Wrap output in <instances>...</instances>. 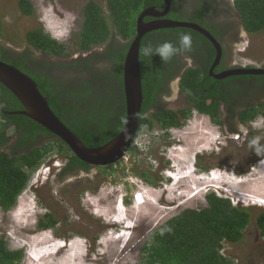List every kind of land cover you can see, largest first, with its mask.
<instances>
[{
  "label": "rangeland",
  "instance_id": "1",
  "mask_svg": "<svg viewBox=\"0 0 264 264\" xmlns=\"http://www.w3.org/2000/svg\"><path fill=\"white\" fill-rule=\"evenodd\" d=\"M87 1L32 0L35 14L25 16L19 0H0V44L22 52L29 47L26 33L43 28L71 48V58H78L75 46ZM95 1L106 8V0ZM241 35L237 43L223 40L225 64L264 67V30ZM33 52L37 59H55ZM96 66L106 70L110 63L103 59ZM257 79L264 81V76ZM175 81L163 95L164 105L187 107ZM234 92L246 94L239 105L264 100L257 85L238 86ZM226 111L218 125L193 110L169 135L157 125L152 130L143 126L146 134L136 141L138 150L107 170L93 167L61 179L66 156L54 152L32 175L16 206L9 211L0 207V237L10 249L23 250L20 264H144L143 246L152 232L184 209L206 206V195L214 191L252 212L243 240L225 241L223 254L230 264H264V237L256 222L264 211V116L243 124ZM47 212L58 223L40 229Z\"/></svg>",
  "mask_w": 264,
  "mask_h": 264
},
{
  "label": "trees",
  "instance_id": "2",
  "mask_svg": "<svg viewBox=\"0 0 264 264\" xmlns=\"http://www.w3.org/2000/svg\"><path fill=\"white\" fill-rule=\"evenodd\" d=\"M176 2L174 0V5ZM18 5L25 16L35 14L32 0H19ZM163 5V0H106L104 8L97 1L88 0L77 34L75 47L81 54L78 58H71L72 51L66 43L52 37L43 28H36L26 33L29 47L22 52L0 44V59L30 75L41 93L49 98L55 114L86 146L98 147L113 139L125 122L123 66L130 40L136 35L137 17L146 7L161 9ZM235 6L247 32L253 34L264 30V0H235ZM171 15L180 19L189 16L185 14L182 18L175 11ZM2 32L3 20L0 18V36ZM185 32L194 34L201 43L209 44L194 30L170 28L146 34L141 49L148 43L155 47L165 40L176 44L178 35ZM193 44L195 50V40ZM99 47H102L101 51H97ZM210 48L213 59L215 52L212 46ZM33 50L55 59H37ZM103 59L110 63V67L99 70L96 63ZM140 66L144 101L138 133L144 124H148L149 130L157 125L166 132L172 127H182L193 110L209 115L218 125L223 123L219 100L223 81L210 77L205 66H191L181 74L180 94L187 107L162 108L154 112L153 119L148 117V109L159 107L160 94L167 92L169 79L182 69L183 62L180 55L163 63L158 55L148 58L140 53ZM62 69L66 74L63 78L54 73ZM222 98L228 100L227 94L224 93ZM229 104L232 106L233 101ZM0 106L8 111L23 109L19 99L1 83ZM263 114L264 106L251 107L240 112L239 120L244 124L250 123ZM43 137L49 140L38 145ZM0 147L11 149L10 152L0 151V207L3 211L16 206L32 175L54 152L65 154L67 159L60 177L91 169V165L75 156L59 137L22 114L8 115L0 111ZM131 149L136 152L138 147L133 144ZM113 166L99 168L107 170ZM148 177L146 175L150 179ZM206 201V206L184 209L152 232L143 246L144 264L231 263V259L222 252L224 242L239 243L243 240L252 220L251 209L236 205L230 197L214 191L206 195ZM256 222L264 237V211L256 217ZM57 223L54 213L47 212L38 226L45 229ZM23 257L22 249H10L6 239L0 237V264H20Z\"/></svg>",
  "mask_w": 264,
  "mask_h": 264
},
{
  "label": "water",
  "instance_id": "3",
  "mask_svg": "<svg viewBox=\"0 0 264 264\" xmlns=\"http://www.w3.org/2000/svg\"><path fill=\"white\" fill-rule=\"evenodd\" d=\"M161 9L149 6L142 10L136 20V35L130 40L123 66V88L125 95L126 115L121 131L109 142L98 147H88L82 140L55 114L49 105V98L44 96L36 81L16 66L0 59V83L11 91L23 105L22 110L8 111L0 106V111L12 115H25L59 137L81 161L94 166L105 167L123 160L135 144L139 121L144 101L142 72L140 66L141 45L144 36L160 29L186 28L203 35L215 48V59L210 67V76L223 80L231 76L264 75L263 67L235 66L214 73L223 56V48L213 34L203 26L184 20L165 18L171 10L172 0H163ZM154 20L149 22L145 18Z\"/></svg>",
  "mask_w": 264,
  "mask_h": 264
},
{
  "label": "flooded vegetation",
  "instance_id": "4",
  "mask_svg": "<svg viewBox=\"0 0 264 264\" xmlns=\"http://www.w3.org/2000/svg\"><path fill=\"white\" fill-rule=\"evenodd\" d=\"M173 2H174V0H172L171 10L165 18H171L174 20H184V21H189V22L199 24V25L203 26L204 28H206L207 30H209L213 34V36H215V38L222 45L223 56H222L220 64L214 69L215 74H218L222 71L233 68L235 66H239L236 63L228 66L225 64V61H224L225 60V48H224V41L223 40L225 38H231L232 40L236 41L235 43H237L239 40H241V39L243 40L242 35H241L242 32H244L246 34V36L251 34V33L247 32L245 27H244L242 16L235 6V0H177L176 5H174ZM172 11L173 12L175 11L179 16H181V15L184 16L185 14H187L189 16H187L186 19L182 16L181 17L184 19L173 18L171 15ZM151 20H154V18H151V17L145 18V21H147V22H149ZM167 29H170V28H167ZM152 32H150V33H152ZM166 34H168V33H166ZM170 35H172V34H170ZM191 35L193 37V43L195 40V50L192 49V51L188 52L187 54L186 53L180 54V59H181V62H183V67L175 76H173L171 79H169V82L166 85V87H167L166 91L167 92L163 91L166 93L160 94V96L158 98L159 107L157 106L156 108H149L148 109L146 115L152 119H153V114L155 111L160 110L162 108H168V107H166V105H164L163 95L169 94V92L172 90L171 89V83L173 80H176L175 82L178 85L179 95H180L181 74L183 73V71L186 68L191 67V66L192 67L205 66L208 70V75L210 76V67H211V65L215 59V55H216L215 48L200 33H198V35L204 37L205 40L209 43L208 45L206 43H201L194 34H191ZM210 46H212V48L215 52L213 59H212V49L210 48ZM186 57H190V62L188 59H186ZM211 59H212V61H211ZM48 60L54 61L51 59H48ZM247 67H249V66H247ZM54 73L57 74L59 77L61 76L62 78L64 77V75H66L63 69L58 70L57 73L56 72H54ZM260 76H264V75L231 76V77H228V78H225L222 80L223 82L221 83V90H220V92L222 91V93L219 94L221 119L225 113L224 108L227 109L226 112L230 113L229 114L230 116L233 115L234 118L238 117V120H239V114L241 111H243L247 108H251V107H262V106H264V100H261V99H257V100H254L253 102H250V103L248 102L246 104H243L244 106L242 104L239 105L241 99H244V96L246 94L241 95V94L234 92L236 86L238 87V86H243V85H246V86L257 85L259 87V89L264 91V81H260L257 79V77H260ZM210 77H212V76H210ZM212 78H214V77H212ZM230 79H232V80H230ZM226 80H227V82H225ZM224 93L227 94L229 101L222 98V95H224ZM230 100L233 101L232 106H231V104H229L231 102ZM180 108H184V106L180 107ZM207 116H209V115H207ZM239 122H241V121L239 120ZM143 126H147V128L149 129L148 124H144ZM143 126H142V129L140 130L141 132L137 134L136 141L138 140L139 137H141L142 134H146L143 130ZM173 128H175V127L170 128L169 131ZM161 130L165 132V135H169V131L166 132V130H164V129H161ZM43 139L45 140L44 137H43ZM135 145H136V143H135ZM130 153L134 154L135 152H134V150L130 149L127 152V154H130ZM66 165H67V159L65 158V165H64V167H62V169H61L62 171L66 167ZM93 167L94 166H91V168H93ZM62 171L59 173V175H61ZM80 171H84V170H80ZM80 171H74L73 173L80 172ZM73 173H71V174H73ZM68 175H70V174L64 175L60 178L62 179L63 177H67Z\"/></svg>",
  "mask_w": 264,
  "mask_h": 264
},
{
  "label": "clouds",
  "instance_id": "5",
  "mask_svg": "<svg viewBox=\"0 0 264 264\" xmlns=\"http://www.w3.org/2000/svg\"><path fill=\"white\" fill-rule=\"evenodd\" d=\"M192 49H193V37L190 33L185 32V33H180L178 35V41L176 44L167 40L156 45L155 47L151 43L146 44L141 49V55L148 58L158 55L163 63H168L173 57L183 53L191 52ZM186 59H188L190 62V57H186ZM262 116H264V114L259 115L254 121H252V123L256 122L257 119ZM253 143L255 144L256 141H253ZM257 153H259V149H257ZM168 231H171V229H168Z\"/></svg>",
  "mask_w": 264,
  "mask_h": 264
},
{
  "label": "bare ground",
  "instance_id": "6",
  "mask_svg": "<svg viewBox=\"0 0 264 264\" xmlns=\"http://www.w3.org/2000/svg\"><path fill=\"white\" fill-rule=\"evenodd\" d=\"M184 165H185V164H184ZM185 166H186V165H185ZM184 169H185V168H184ZM184 169H183V170H184ZM184 171L187 172L186 169H185ZM142 199H143V196H142V195H138V201H140V202L142 203V202H143ZM45 215H46V214H45Z\"/></svg>",
  "mask_w": 264,
  "mask_h": 264
}]
</instances>
